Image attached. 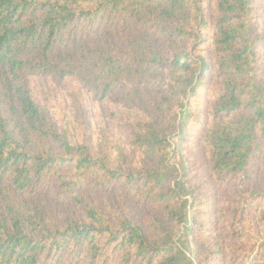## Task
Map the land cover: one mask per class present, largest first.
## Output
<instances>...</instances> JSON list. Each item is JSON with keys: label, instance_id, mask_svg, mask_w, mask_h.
I'll list each match as a JSON object with an SVG mask.
<instances>
[{"label": "trees", "instance_id": "trees-1", "mask_svg": "<svg viewBox=\"0 0 264 264\" xmlns=\"http://www.w3.org/2000/svg\"><path fill=\"white\" fill-rule=\"evenodd\" d=\"M0 264H264V0H0Z\"/></svg>", "mask_w": 264, "mask_h": 264}, {"label": "rangeland", "instance_id": "rangeland-1", "mask_svg": "<svg viewBox=\"0 0 264 264\" xmlns=\"http://www.w3.org/2000/svg\"><path fill=\"white\" fill-rule=\"evenodd\" d=\"M96 110L97 107L96 105H94ZM98 111V110H97ZM201 138L199 136H196L193 141L191 142V146L188 145L187 150H189V154L192 157V159L194 160H198L199 157H201V154L203 153V149L201 147ZM201 176H206V170L205 168H203L202 170H200Z\"/></svg>", "mask_w": 264, "mask_h": 264}]
</instances>
